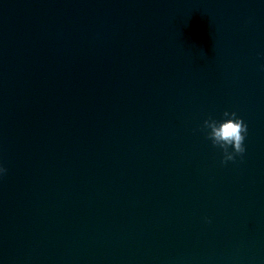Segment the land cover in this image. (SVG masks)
<instances>
[{
  "label": "clouds",
  "instance_id": "clouds-1",
  "mask_svg": "<svg viewBox=\"0 0 264 264\" xmlns=\"http://www.w3.org/2000/svg\"><path fill=\"white\" fill-rule=\"evenodd\" d=\"M225 119L216 121L208 119L204 121V126L210 129L208 138L212 141L213 146H218L223 150L224 158L222 163L235 160L236 155H242L245 152L244 140L248 127L242 118L237 117L235 112L223 113ZM229 148L232 151H229ZM0 165V173H6Z\"/></svg>",
  "mask_w": 264,
  "mask_h": 264
}]
</instances>
